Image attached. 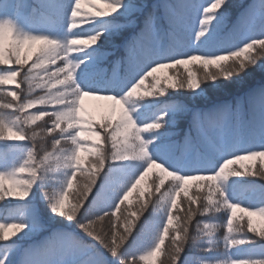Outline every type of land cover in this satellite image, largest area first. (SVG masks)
Wrapping results in <instances>:
<instances>
[{"label": "snow or ice", "instance_id": "snow-or-ice-1", "mask_svg": "<svg viewBox=\"0 0 264 264\" xmlns=\"http://www.w3.org/2000/svg\"><path fill=\"white\" fill-rule=\"evenodd\" d=\"M43 6L46 9H52L55 6L54 0H43ZM105 6L108 11L97 9L93 16L82 20L84 27L73 30L77 28L76 18L80 16L81 0H74V2L73 0H68L66 4L60 6L55 14L57 20L62 17L64 21L63 34L59 38L45 33H22L17 30L16 23L10 17L0 18V61L7 59L8 62H12L14 60L15 64L20 66L15 70H5V74L0 76V84L7 81L15 82L19 75L21 77L19 84H28L29 88H32L31 81L35 79V76H33L34 69H41L47 76L49 83L55 82L53 85L54 90L48 91L46 96H37L30 99L28 95H24L21 98L18 93L12 92L13 100L19 99V103L13 105L10 101L4 107H14L15 111L24 112V110L30 109L36 104L57 105L51 112L37 109V115L30 117L18 116L16 120L11 122V127L6 129L8 132H12L17 140L23 141L27 139L32 141V147L27 149V157L22 165L11 171L8 169L0 170V202L10 201L12 199H6V197L14 195L16 197L15 200H27L34 183L39 178V170L41 169L49 171L54 168L68 169L69 172L62 189L55 195L44 194L45 199L48 200L49 211L53 216L58 215L61 218H66L68 222L75 223L86 236L97 242L111 257L117 259L118 264H138L136 255L122 258L123 253L121 250L129 241L137 225L134 220L129 219H126L124 225H120L114 219L116 218V212L112 209L120 208V203H115L116 200L120 199V193L123 192V196L126 198L128 193L136 188L137 184L147 175L149 169L159 167L161 172L170 176L176 182L172 187L176 189L175 195L179 196L180 191L184 189V182L204 179L203 176L193 175V172L207 171L211 173L207 179L218 182V185H213L218 193V201L213 203L211 197H209V203L202 204L200 209L189 207L183 224L179 228L173 229L175 235L169 232V225L172 224L174 217L168 209L167 203L170 200L172 207H175L177 202L175 197L172 196V188L164 194L163 207L168 216V222L163 225V232L171 237V244L167 252V259L163 264H197L192 255L197 244L195 236L191 234L189 222L197 213L204 215L205 213L219 211L221 205L231 210V214L227 217V233L224 236L225 246L251 245L248 248L247 258H232L231 264H264V245H257L256 241L247 238L246 235L241 239H237L233 235V233L239 234L243 232L242 226L234 227V217L237 211L247 213L248 216L258 215L264 218V207L253 203L241 206L242 203L240 201L232 202L228 198L225 187L229 176L241 177L246 174L239 169L226 172L228 166L235 161L245 159V155H241V153L246 154L249 159L264 157V142L258 145L253 141L242 144L239 139H236L229 144L227 140V132L229 130L227 120H216L214 122V127L219 129L215 139L209 138L203 128L196 124V131L202 143L209 146L210 151L216 154V158H197V162L194 164L169 165L166 160L154 155L150 149L157 137L150 136L146 139L143 134L159 133L160 135H169L170 133L165 131V125L171 122L169 112L175 111V106H166V110L156 114L150 120L151 122L143 123H138L137 118L132 115L134 109L129 107L130 102L143 100L142 97H138L137 90L145 84V80L148 77L153 79L150 87L155 92L146 90L144 96L157 94L165 96L168 88L187 89L190 92H195L205 81H216L218 78L227 80L234 76H240L247 69L255 66L264 68V39L246 34L253 31L256 25L259 24L261 28L260 34L264 36V0H253L249 8L237 18L231 31L225 37L220 36V30L225 26L228 18L226 0H215L209 7H203L202 18L199 19V29L195 31V40L198 41L195 50L199 52V55L193 54L191 49L189 51H180L172 47L160 48L151 54L145 53L143 60L138 55L130 54L128 57V72L132 83L120 95L113 94L111 91H104L102 88L85 90L77 79V69L84 63V59H79L78 55H69L71 52L86 53L87 50L85 48L87 46H96L103 32L94 29L109 24L110 22L106 21L105 18L113 17L115 19L121 8L124 9V12L121 13L122 15H131L140 11L134 3H125L124 0H106ZM218 9L219 11H217ZM96 17H101L102 19H96ZM169 18L173 24L182 23L179 14L175 11V7L170 12ZM154 21L155 18L149 14L145 19V27L142 30V34L154 27ZM134 23V19L128 20L126 24L119 25V27H128ZM79 37H86V39H79ZM216 37H219V39H216ZM234 39L239 40L242 46L228 43ZM6 40L8 43L7 49L5 48ZM26 44H39L40 47L31 67L24 71L23 65L27 63L28 58L26 56L22 58L21 49ZM257 48L258 51L254 55L250 54L252 50ZM6 53L7 56L5 55ZM57 60L63 61V67L57 65L53 72H49V69L44 67L45 62L55 64ZM196 60H199L205 67L214 65L219 70L207 73L203 80L197 79L190 72L186 79L181 76L175 84L168 83L167 79L162 82L154 75L158 69L170 68ZM229 61L231 63H227ZM221 62H225L227 66L222 65ZM62 74L63 78H61ZM55 85L60 87L56 88ZM86 96L111 101L113 112H116L115 106H119L115 122L102 120L99 122V128H96L92 133L98 138L103 134V147L96 144L92 149L81 148L80 141L77 139V137L81 136V131L75 130L77 126L88 125L89 129H91L96 124V122L81 115L80 102ZM249 101L251 108L259 115V135L264 137V85L252 91ZM226 111H229L227 105H220L214 109L217 115ZM43 116H48L50 119L54 118L52 127L47 129L48 132L59 129V138H52L51 152L44 148L43 145L38 148L35 143L37 134L33 131L29 135L24 127L25 124L34 123ZM62 123L67 126L63 127ZM69 129L73 131H69ZM4 131L5 126L0 123V137H3ZM121 137L123 138L122 144L118 143ZM69 142L74 147L66 149L64 145ZM185 142L190 145L192 143L191 137L186 135ZM192 149L183 146L184 153H191ZM81 151L89 152V154L94 152L96 158L91 162L92 166L89 171L87 184L75 198V203H71L66 207L67 190L73 187V180L81 167ZM41 152H43V155H41ZM51 158L55 159L52 160ZM109 161L127 162V164L120 170L122 174L119 180L111 174L113 170L110 169L109 173L104 175V183L93 195V189L97 184L98 177ZM220 161L223 162L220 163ZM139 164H143V167L136 171V166ZM137 173H139V179L136 178ZM17 174L26 175L18 176ZM256 174L264 178V172ZM6 182L7 188L5 187ZM163 183L164 180L161 178L159 183L155 185L157 191H159L160 185ZM65 185H67V188H65ZM120 202L122 203L123 201L121 200ZM145 210L146 205H142L140 212L142 213ZM17 212L20 213L19 217L16 215ZM132 215L138 217L137 213ZM106 218L111 224L109 231H105L102 226ZM9 219L18 222L10 224L8 223ZM239 219H243V217ZM0 221H2L0 222V240L8 239L3 233L9 228L21 233L30 224L33 225V228L37 226L35 219H29L25 222L23 212L19 209L12 210L10 217ZM121 226H123V232H120ZM247 230L264 238V229L257 232L251 219L247 221ZM196 231L207 237L208 247L201 250L210 253L212 251L213 229L207 223L203 227H200V224L197 223ZM165 235H158V242L155 243L152 251H149L147 255H140L139 260H147L156 251H159L161 244L164 243ZM58 236L59 239L65 242V245L59 250L48 246L23 250L17 249L15 255L19 259H15V264H84L80 260L64 259V256L69 254L86 256V264H105L102 254L97 252L94 245H87L66 233H60ZM9 247L11 246L5 245V251L0 256V264H12L7 251ZM185 249H187V254H185ZM198 264H221V262L212 259H201Z\"/></svg>", "mask_w": 264, "mask_h": 264}, {"label": "trees", "instance_id": "trees-1", "mask_svg": "<svg viewBox=\"0 0 264 264\" xmlns=\"http://www.w3.org/2000/svg\"><path fill=\"white\" fill-rule=\"evenodd\" d=\"M235 7L228 8V18L225 26L220 30V36L225 37L231 31L234 22L241 14L249 8L253 3V0H236ZM68 0H54L55 6L52 9H46L43 6V0H0V12L2 17H10L14 22L17 13L26 19V22H15L17 30L24 33H45L53 36H58L64 26L63 18L56 19L55 14L58 12L61 5H64ZM125 3H134L140 11L131 15H122L124 9L121 8L120 13L116 14L115 19L113 17L105 18L110 22L106 26L102 25L94 30L102 31L103 35L98 41L96 46H87L86 53L74 52V56L78 55L79 59H84V63L77 69L80 76L79 84L85 85L89 81L90 76H94L92 86L94 89L102 88L104 91H111L113 94L120 95L127 89L132 83V79L129 77L128 72V57L130 54L138 55L141 60L144 58L145 53H154L160 48H177L180 51L193 50V53L199 54L196 51V45L198 41L195 40V31L199 29V19L202 18L201 13L203 7H209L215 0H124ZM106 0H92V3L86 5L81 2L80 16L76 18L77 28L85 25L82 20L90 18L94 15L97 9L108 11L106 9ZM199 6V7H194ZM175 7V11L179 14L182 23L173 24L170 21V12ZM35 10V11H33ZM44 13V14H42ZM111 14V13H109ZM151 14L154 18V27L147 32L142 30L145 27V19ZM96 19H102L96 17ZM135 20V23L128 27H119L124 25L128 20ZM30 26V28H29ZM29 28V30H27ZM261 28L259 24L251 32H247V35L256 36L257 38L264 39L261 36ZM79 39H86V37H79ZM219 39V37H216ZM229 44H237L242 46L239 40H231ZM8 43L5 41V48L7 49ZM39 44L24 45L21 49V56L27 57V63L23 65V70L27 71L33 60H35L38 54ZM80 47V46H78ZM93 47V48H91ZM91 48V49H90ZM257 49L252 50L250 54H255ZM7 56V53L5 54ZM248 55V54H245ZM87 57V58H85ZM168 62V61H164ZM231 63V61L227 62ZM63 67V61L57 60L55 64H48L45 62L44 67L49 69V72L55 71L56 66ZM224 66H227L223 62ZM14 60L8 62L7 59L0 61V76L5 74V70H15L19 68ZM155 74V73H154ZM33 76L35 79L31 81L32 88H29L28 84L21 85L19 81L21 77L18 75L17 80L7 81L0 84V123L5 126L3 137H0V170L3 169V165L6 162L7 152L13 146H32V141L27 139L21 141L17 140L12 132H8L6 129L11 127V122L20 117H30L37 115V109L51 112L53 108L57 107L55 104H36L30 109L24 110V112L15 111L14 107L5 108L4 106L11 103L16 105L18 100H13L11 93L16 92L22 98L24 95H28L30 99L37 96H46V93L50 90H54V81L48 82V78L41 69H34ZM183 76L185 79L188 77V72L180 65H176L170 71V74H164L159 79L163 82L165 79L168 83L175 84ZM63 78V74L61 76ZM148 77L147 79H149ZM139 79V77H137ZM201 79V78H200ZM217 86L206 84L204 90L207 92L206 96L197 98L193 92L187 89L179 90L176 88H168V92L165 96L153 95L145 97L143 93L138 95L143 100H136L130 102L134 111L132 114L138 117L140 123L151 122L150 120L159 112L166 110V106H175V111L169 112L171 122L165 125V131L170 133L169 135H160L159 133L146 134L148 138L150 136H156L157 139L153 145L150 146L154 155L166 160L169 165H176L181 163L194 164L197 162V158L203 159L209 157L216 158V154L210 151L207 144L202 143L201 138L196 131V124H199L203 128L204 132L209 138L215 139L219 129L214 127L216 120H227L229 130L227 132L228 143H232L236 139H239L242 144H247L249 141L254 143L264 142V137L259 135L260 119L258 113L251 108L249 96L253 90L260 88L264 85V68L255 66L247 69L240 76H234L227 80L219 78ZM166 87V85H164ZM59 88V85H55ZM23 89V91H21ZM152 92H155L152 91ZM201 100V101H200ZM147 103V104H146ZM148 105V107H144ZM220 105H227L229 111L217 115L214 112ZM95 119L93 114H89L87 119L96 122L95 126L89 129L86 127V134L84 135V142L86 149H92L94 145L99 144L103 147V134L101 137H96L92 133L99 128V122L102 120H112L108 117L107 113H102ZM54 118L43 116L36 120L34 123L29 122L24 125L25 131L31 135L33 131L37 134L35 137V143L39 148L43 145L49 152L52 151V138H59V129H55L48 132L47 129L52 127ZM63 127L67 125L62 123ZM43 130V131H42ZM76 131L77 128L75 129ZM69 131H73L69 129ZM190 136L192 143L186 144L185 136ZM27 140V142H26ZM63 143V141H62ZM118 143H123L121 137ZM183 146L186 148H193L191 153H184ZM66 149L73 148L69 142L65 144ZM110 147V145H109ZM7 149V150H6ZM43 155V152H41ZM82 163L80 170L77 172L76 177L73 180V187L67 190L66 207L75 203V198L80 194L81 189L87 184L89 178V171L91 169V162L96 158L95 153L89 154V152L81 151L80 153ZM54 160L55 158H51ZM219 162V161H217ZM222 163V161H220ZM127 162H111L106 164L103 172L100 174L97 180V184L93 189V195L104 183V175L109 173L112 169V175L119 180L121 178V169ZM261 165H264L262 163ZM55 167V165H54ZM143 167V164L136 166V171H139ZM69 170L54 168L51 171L47 169L39 170V178L33 185L31 194L27 200L19 201L15 200V195L12 197H6V199H12L10 201L0 202V220H4L11 215L12 210H22L30 202L36 203V213L39 222L36 227L29 225L24 232H14L7 240H0V256L5 251V245H10L7 249L9 259L12 264H15L17 249H27L34 247L48 246L45 237L50 234H54L60 231L67 232L72 238L80 240L87 245H94L99 254L108 259H111L106 264H118V260L111 257L108 252L102 248L97 242L86 236L85 233L75 223L68 222L66 218H61L58 215L53 216L49 211L48 200L45 199L44 194L55 195L64 186V182L67 178ZM264 172V167L259 166L253 173L245 174L241 177H231L226 182V191L228 198L232 202L240 201L245 205L248 203L259 204L264 207V178L256 173ZM193 175L203 176L204 179L198 180L195 191L185 195L180 191L179 196H176V189L172 187L176 182L173 180L167 181L160 185L159 191H157L155 185L159 183V180L155 177L150 180L145 190L143 199L138 198L134 201V195L130 194L125 198L123 192L120 193V199L115 203H120V208L112 210L116 211V222L120 225H124L126 219L134 220L137 227L134 229L132 236L129 238L127 244L124 245L121 250L123 253L122 258L136 255L138 264H147L145 260H139V256L148 248V245L157 238L159 231L164 224L168 222V216L164 210V194L172 188V196L176 199V206L172 207L171 201L167 203L168 209L173 214L172 224L169 225V232L175 235L173 229L179 228L183 222L186 212L189 207L194 209H200L202 204L209 203V197H211L213 203L218 201V193L215 191L213 185H218V182L209 181L207 177L211 175L210 172H193ZM23 176L26 174H17ZM123 183V181H121ZM7 182L5 187L7 188ZM131 187V185H129ZM139 193V192H138ZM124 198V199H122ZM91 199V197H90ZM123 201L122 203L120 201ZM193 201H195L193 203ZM146 205V210L140 212L141 206ZM230 209H227L221 205L219 211H213L211 213H205L200 215L197 213L193 216L189 222V228L191 234L195 236L197 247L193 250V258L197 261L201 259H212L221 262V264H227V257L232 254H236L239 257L247 258L248 248L251 245H232L230 247L225 246L224 236L227 233V217L230 214ZM133 213H137V216H133ZM242 217V216H240ZM240 217L235 218L234 227H241L242 233H233L237 239L247 236V238L256 241L257 245H264V238L250 233L247 230V220L245 216L243 219ZM2 222V221H0ZM26 222V221H25ZM199 223L200 227H203L205 223L213 229L212 236V251L205 252L202 248H207V237L196 231V224ZM105 231L111 229V224L107 218L102 224ZM257 232L264 229V225H259ZM15 231V230H13ZM120 232H123V226L120 227ZM4 235V233H3ZM171 244V237L167 235L163 244H161L160 253L156 264H163L167 259V252L169 245ZM187 254V249H185ZM131 258V257H130ZM259 258V257H254ZM83 256H72L70 260H81Z\"/></svg>", "mask_w": 264, "mask_h": 264}, {"label": "rangeland", "instance_id": "rangeland-1", "mask_svg": "<svg viewBox=\"0 0 264 264\" xmlns=\"http://www.w3.org/2000/svg\"><path fill=\"white\" fill-rule=\"evenodd\" d=\"M20 2H22V0H19ZM84 2L86 5H89L92 3V0H81V2ZM74 2V0H73ZM96 2L98 3L99 0H96ZM228 8L230 9L231 7H235V5L237 4L236 0H226ZM219 11V9L217 10ZM203 12V11H202ZM3 15L0 12V16ZM202 16V13H201ZM14 17H16L15 22H26V19H24L21 14L17 13V15H15ZM30 28V26H29ZM29 28L27 30H29ZM63 34V28L62 31L60 32V34H58V38L62 37ZM70 56H74V52L69 53ZM199 55V54H196ZM165 63H169V62H165ZM221 64H223V62H221ZM180 67H182V69L184 68L187 72L188 75L191 72L197 79L203 80L204 76L207 75V73L213 72V71H218L219 69L214 66V65H208L207 67H205V65H203L199 60L196 61H191L189 63L186 64H182L180 65ZM173 67L170 68H162V69H158V71L154 74L156 77L160 78L162 77L164 74H170V71L172 70ZM77 79H78V83L80 81V76L78 75V71H77ZM219 79V78H218ZM216 81H205L203 82L200 87L193 92L194 96H196L197 98H202L203 96H206V91L204 90V87L206 88V84L208 85H213V86H217V84L219 83V80ZM94 80V76H90L89 77V81L86 82L85 85H82L83 88H85V90L88 89H94L92 86V82ZM153 83V79L152 77H150L149 79L145 80V84L143 86H141L140 89L137 90V94H141V93H145V91H154V89H152L150 86ZM141 96V95H140ZM201 101V100H200ZM147 104V103H146ZM80 106L82 108V112L81 115L84 116L85 118H87L89 116V114H93L95 119H100V115L102 113H107L108 117L111 118L112 120L116 119V115L119 111V106L116 105V112L112 111V102L111 101H107L104 99H99V98H95L92 96H86L83 98V100L80 102ZM129 107L132 109V106L129 104ZM144 107H148V105L144 104ZM133 115V114H132ZM134 116V115H133ZM135 118L136 115L134 116ZM138 120V119H137ZM138 123H140L138 121ZM87 125H79L77 126V130L81 131V136L77 137V139L80 141V146L81 148H85V143L83 138L84 135L86 134L87 130H86ZM145 136V138L147 139L148 136H146V133L143 134ZM83 141V142H81ZM27 142V140H26ZM26 145L23 146H13L12 148H10L7 152V158H6V162L3 165V169H8L9 171H11L12 169L19 167L20 165H22L24 163V159H26L27 157V149L31 148V145H28L27 143H25ZM18 149V150H17ZM260 150V149H257ZM241 155H245V159L240 160V161H235L233 164H230L228 166V168L226 169V172H231L234 169H239L242 172H245L246 174H250L253 173V171H255L259 166L262 167V163H264V157H255L252 159L247 158L246 154L241 153ZM142 171V170H141ZM157 178L159 181L161 178H163L164 182L167 183V181H171L172 178L170 176H167L165 173L161 172V169L159 167H153L152 169H149L147 175L144 176V178L140 181L139 184H137L136 188L132 189L131 193L134 195V201H137L138 198H142L143 195H145V190L147 189V185L150 183V180L152 178ZM137 179H139V173H137ZM134 182V181H133ZM175 182V181H174ZM198 180H188L186 182H184V189L181 190V192H183L185 195H189V193H193L196 187ZM65 188H67V185H65ZM139 192V193H138ZM130 194V192L128 193V195ZM68 198V196H67ZM124 199V198H122ZM67 201V199H66ZM242 203V202H241ZM241 206H247L244 203H242ZM262 206V205H260ZM263 207V206H262ZM36 203L35 202H30L29 205H27L25 208H23L21 211L23 212V218L24 220L27 222L29 219H35L37 221V224L39 222V219L37 218V213H36ZM117 214V210L115 211ZM19 212L16 213L17 217H19ZM231 214V211H230ZM229 214V215H230ZM244 217L246 218V220L248 221V219H251L253 222V227L257 228L259 225H264V218L258 216V215H252V216H248L247 213H241L239 211L236 212L235 217H234V222H235V218L236 217ZM10 217V216H8ZM18 222L16 220H12L9 219L8 223H15ZM14 229H7L4 232V236H11L13 235V233L15 231H13ZM60 233H66L64 231H60L54 234H50L49 236L45 237L44 240L47 241L46 239H48V247L49 248H53V249H57L59 250L61 247H63L65 245V242L62 241L61 239H59L58 234ZM158 235H165L163 232V227L161 228V230L159 231ZM167 235H165V239H166ZM164 239V241H165ZM158 240L157 238L154 239L149 245L148 248L142 253V255H147V253L149 251H152V249L155 246V243H157ZM32 248V247H31ZM161 249V246H160ZM160 250L156 251L153 255H151L147 260H145V262L147 264H156L158 256H159ZM73 255L69 254L64 256V259H68L70 260L72 258ZM239 256H237L236 254L233 256L232 254H230L227 257L226 263L227 264H231V259L232 258H237ZM104 258V257H103ZM242 258V257H239ZM81 262H84V264H86L87 261V257L83 256V259L80 260ZM105 264L108 263L109 261L111 262V259L108 258H104Z\"/></svg>", "mask_w": 264, "mask_h": 264}]
</instances>
